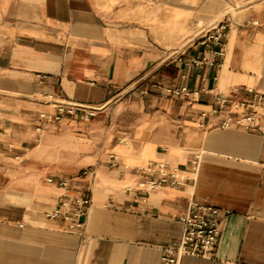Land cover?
I'll list each match as a JSON object with an SVG mask.
<instances>
[{
    "label": "crops",
    "instance_id": "obj_1",
    "mask_svg": "<svg viewBox=\"0 0 264 264\" xmlns=\"http://www.w3.org/2000/svg\"><path fill=\"white\" fill-rule=\"evenodd\" d=\"M219 22L218 66L176 61ZM245 88L264 93V0H0V264H163L193 203L227 213L213 256L178 264H264V134L194 119ZM49 95L100 109L47 123ZM160 162L183 184L138 190Z\"/></svg>",
    "mask_w": 264,
    "mask_h": 264
},
{
    "label": "built area",
    "instance_id": "obj_2",
    "mask_svg": "<svg viewBox=\"0 0 264 264\" xmlns=\"http://www.w3.org/2000/svg\"><path fill=\"white\" fill-rule=\"evenodd\" d=\"M225 24L217 23L212 28H202L198 31L194 40L204 47L200 57L189 56L183 59L177 56L176 61L184 66H218L216 58L223 54V37ZM167 94L175 97H189L198 94V90L190 91L185 85L167 87L163 89ZM247 99H231L225 94H216L213 105L207 111L194 116L197 125L203 129L211 126L222 128H237L244 131L259 132L264 134V93L253 88H245ZM52 113L42 112L40 117L47 123L60 122L65 116H73L78 119H89L96 115L100 107L89 106L60 99L58 96L49 95ZM81 111V115L76 114ZM78 115V116H77ZM217 118V122L208 125L205 119ZM40 130V126L36 128ZM198 163V156L191 161L193 167ZM142 178L137 183V189L144 193L158 189L164 185L177 186L183 184V176L177 166L167 163H150L141 169ZM83 174H86L84 171ZM52 182V176L46 178ZM63 184V183H61ZM77 208L68 213L64 218L71 221L70 229H76L82 225L80 216L84 213V207L89 204V198L85 195L75 200ZM70 202H63V206H69ZM226 211L212 205L193 203L183 213L179 220L182 226L180 235L172 243L162 250L160 260L163 264H178L184 256L210 258L217 244L221 224L226 216ZM51 217H59L60 211L52 208L48 212Z\"/></svg>",
    "mask_w": 264,
    "mask_h": 264
},
{
    "label": "rangeland",
    "instance_id": "obj_3",
    "mask_svg": "<svg viewBox=\"0 0 264 264\" xmlns=\"http://www.w3.org/2000/svg\"><path fill=\"white\" fill-rule=\"evenodd\" d=\"M55 153H56V152H54V156H56ZM59 155H60V157H62L63 159H66V158H67L66 154H64V153L62 152V150H59ZM52 156H53V153H51V150H50V151L47 153V158L51 159Z\"/></svg>",
    "mask_w": 264,
    "mask_h": 264
}]
</instances>
